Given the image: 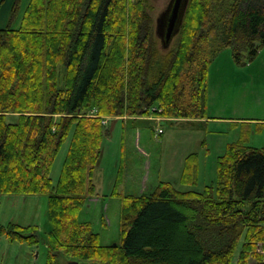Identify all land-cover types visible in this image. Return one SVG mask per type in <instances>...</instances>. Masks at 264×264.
I'll return each instance as SVG.
<instances>
[{"label": "trees", "instance_id": "16d2710c", "mask_svg": "<svg viewBox=\"0 0 264 264\" xmlns=\"http://www.w3.org/2000/svg\"><path fill=\"white\" fill-rule=\"evenodd\" d=\"M155 33L147 0H30L17 27H0V194L49 197L46 264L61 254L80 264H264V148L248 144L249 129L202 189L194 151L181 172L188 188L162 180L124 195L121 243L103 244L80 219L96 194L103 116L209 118L211 64L227 48L238 65L258 57L264 0H189L177 48L163 52ZM122 176L123 166L114 194ZM0 236L39 241L36 226L14 222Z\"/></svg>", "mask_w": 264, "mask_h": 264}, {"label": "rangeland", "instance_id": "374dc122", "mask_svg": "<svg viewBox=\"0 0 264 264\" xmlns=\"http://www.w3.org/2000/svg\"><path fill=\"white\" fill-rule=\"evenodd\" d=\"M14 1L0 0V27L7 25L17 27L20 24L30 0H21L14 18L10 20ZM169 1L147 0L155 31L158 19L167 8ZM155 37L163 52L178 47V35L166 48L162 47V42L156 33ZM228 57H233L231 48L223 50L219 55L222 61ZM258 60H260L261 68L256 67V73L259 72L258 70H264V63H262L264 62V51ZM62 70L64 71V67ZM254 71L251 65L243 68L244 75L250 76V82L245 91H250L251 96L249 103L244 107L246 112L236 114L247 117L249 120L233 122L229 125L231 128L223 122L207 124V122L166 119L141 121L139 118L142 117L128 119L129 116L123 120L110 119L108 121L106 128H109L111 132L108 141H105L102 159L96 165L94 176L98 188L96 192H99L94 197L98 200L88 198L80 211V219L92 223L94 230L100 234L103 244L121 243L122 241L121 209L124 195L140 194L143 191L151 192L162 180L172 182L177 188L189 187L181 182L184 157L188 153L197 151L199 154V179L197 186L194 187L202 189L205 184L216 180L218 157L225 152L228 143L241 137L244 129H249V145L264 148V122L254 120L258 117L264 119V110L261 113L257 112L260 107L256 105V102H261L259 97L261 95L264 97V73L261 74L262 82H254L256 77ZM61 74L63 75V72ZM226 85L225 82L217 84L214 77L211 80L210 93L215 96L216 91ZM228 89L231 90V88ZM220 115L233 116L232 114ZM160 128L163 132L156 134L155 132ZM70 140L71 136L63 143L54 161L51 171L54 184L58 182L61 174ZM142 149L148 154L142 152ZM121 159L124 161L123 176L117 189L119 193L114 194L115 179L121 168H119ZM178 165L179 168H177ZM11 222L23 226H36L39 241L36 243L11 241L6 236H0V264H46L48 254L45 240L52 229L49 197L46 194H0V224L6 225ZM72 261L73 258L64 254L59 257L60 264H72Z\"/></svg>", "mask_w": 264, "mask_h": 264}, {"label": "crops", "instance_id": "0c3cea01", "mask_svg": "<svg viewBox=\"0 0 264 264\" xmlns=\"http://www.w3.org/2000/svg\"><path fill=\"white\" fill-rule=\"evenodd\" d=\"M263 51H264V48L260 51L257 58H255L253 61L246 63V65H251V67H253V70H255L254 73H256V67H260V65H261L259 62L260 60H258V59H259V57ZM219 55L211 64L209 78H208V116H209V118H207V119H205V118H196V119L181 118L180 119V118H174V117H162V116L156 117V116L150 115V116L139 118V120H141V121L164 120V119H166V120H188V121H195L197 123L207 122V124L208 123L223 122V123H227L228 126L231 123L236 122V121L249 120L247 117H244L242 115H236V114H243L244 112H246V110H244V107L247 106V103H249L250 96H251L249 94L250 91H247V92L245 91L247 89V84L250 82V76L246 75V74L244 75V73H243V68L246 65L245 64L238 65L234 61L233 57H228V58H226L225 61H222V60H220ZM262 63H264V62H262ZM258 71L259 72H257L255 74L256 77L254 78V82H256V81L262 82L261 74L264 73V70L262 71V69H261ZM214 77L216 78L217 84H223L224 82L227 84L226 86H224L225 88L224 87L219 88L216 91L215 96L210 93L211 80ZM233 86H236V87H233ZM228 88H231V90H229ZM224 89H226V90H224ZM260 98H261V100H260ZM259 101H261V102H256V105H259V107H260V109L257 112L261 113L264 110V106H263L264 102H262V101H264V97H262V95L259 97ZM238 106H240V107H238ZM238 110H240V111L238 112ZM220 114H232L233 116H228V115L222 116ZM108 117H109V120L110 119L111 120H121V119L123 120V119L127 118L126 116H123V117L108 116ZM129 118H134V117L129 116L128 119ZM254 120H260V121L264 122V119L261 117L255 118ZM229 128H231V127L229 126ZM110 132H111V130L109 128H107V133H106V136L104 138L103 145H102L101 156H100L97 164L102 159L104 144H105V141L106 142L108 141ZM155 133L157 134L159 132L157 131ZM142 152H144L145 154H148L143 149H142ZM186 156L184 157V160H185ZM114 162H116V161H114ZM123 163H124V161H123V159H121L119 168L123 166ZM183 164H184V162H183ZM177 168H179V165ZM95 173H96V166H95ZM95 173H94V176H95ZM178 173L180 174L179 169H178ZM94 176H93V182L96 186V189H98L97 184L95 183ZM115 180L117 181V178ZM124 181H125V179H124ZM124 181L122 182V184L124 183ZM122 184H121V186H122ZM96 193L98 194L99 192H96ZM143 193H149V192L143 191ZM140 194H142V193H140ZM136 195H138V194H136ZM89 198H91V199L94 198V200H98V198L94 197V196H91Z\"/></svg>", "mask_w": 264, "mask_h": 264}, {"label": "water", "instance_id": "95a60500", "mask_svg": "<svg viewBox=\"0 0 264 264\" xmlns=\"http://www.w3.org/2000/svg\"><path fill=\"white\" fill-rule=\"evenodd\" d=\"M189 0H170L167 8L158 19L156 34L162 42V47H168L178 35ZM72 264H80L72 261Z\"/></svg>", "mask_w": 264, "mask_h": 264}]
</instances>
